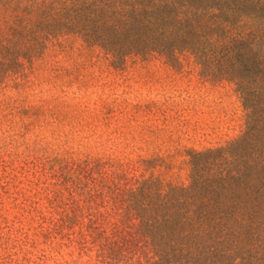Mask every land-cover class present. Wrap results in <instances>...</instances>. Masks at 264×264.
<instances>
[{
    "label": "trees",
    "instance_id": "1",
    "mask_svg": "<svg viewBox=\"0 0 264 264\" xmlns=\"http://www.w3.org/2000/svg\"><path fill=\"white\" fill-rule=\"evenodd\" d=\"M69 37L115 68L188 53L235 85L245 119L225 146L187 153L186 185L109 160L52 169L64 189L50 198L52 230L85 264H264V0H0V80Z\"/></svg>",
    "mask_w": 264,
    "mask_h": 264
},
{
    "label": "rangeland",
    "instance_id": "2",
    "mask_svg": "<svg viewBox=\"0 0 264 264\" xmlns=\"http://www.w3.org/2000/svg\"><path fill=\"white\" fill-rule=\"evenodd\" d=\"M244 119L235 85L204 77L188 53L174 66L153 54L115 68L78 39L49 44L0 80V264H85L52 230L61 164L109 160L186 185L187 153L225 146Z\"/></svg>",
    "mask_w": 264,
    "mask_h": 264
}]
</instances>
